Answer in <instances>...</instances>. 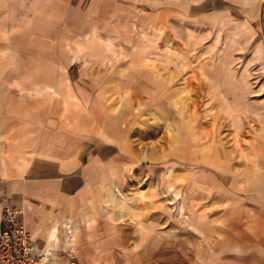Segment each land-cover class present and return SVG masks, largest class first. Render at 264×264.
Instances as JSON below:
<instances>
[{"label": "rangeland", "instance_id": "rangeland-1", "mask_svg": "<svg viewBox=\"0 0 264 264\" xmlns=\"http://www.w3.org/2000/svg\"><path fill=\"white\" fill-rule=\"evenodd\" d=\"M2 80L100 156L55 264H264V0H0Z\"/></svg>", "mask_w": 264, "mask_h": 264}, {"label": "crops", "instance_id": "crops-1", "mask_svg": "<svg viewBox=\"0 0 264 264\" xmlns=\"http://www.w3.org/2000/svg\"><path fill=\"white\" fill-rule=\"evenodd\" d=\"M6 81L0 83V198L16 205L36 241L50 236L53 248L59 245L56 228L45 230L55 222V209L85 193L97 153L87 154L81 137L59 129L51 101L10 100L22 88Z\"/></svg>", "mask_w": 264, "mask_h": 264}, {"label": "built area", "instance_id": "built-area-1", "mask_svg": "<svg viewBox=\"0 0 264 264\" xmlns=\"http://www.w3.org/2000/svg\"><path fill=\"white\" fill-rule=\"evenodd\" d=\"M52 249H42L22 221L21 211L0 198V264H55ZM65 264H77L70 247L62 254Z\"/></svg>", "mask_w": 264, "mask_h": 264}, {"label": "bare ground", "instance_id": "bare-ground-1", "mask_svg": "<svg viewBox=\"0 0 264 264\" xmlns=\"http://www.w3.org/2000/svg\"><path fill=\"white\" fill-rule=\"evenodd\" d=\"M54 243H56V238H55V241H54ZM51 248V247H50Z\"/></svg>", "mask_w": 264, "mask_h": 264}]
</instances>
